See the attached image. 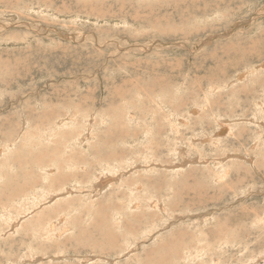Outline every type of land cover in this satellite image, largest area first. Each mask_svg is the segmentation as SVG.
I'll use <instances>...</instances> for the list:
<instances>
[{
    "label": "rangeland",
    "instance_id": "1",
    "mask_svg": "<svg viewBox=\"0 0 264 264\" xmlns=\"http://www.w3.org/2000/svg\"><path fill=\"white\" fill-rule=\"evenodd\" d=\"M0 22V264H260L264 0H0Z\"/></svg>",
    "mask_w": 264,
    "mask_h": 264
},
{
    "label": "bare ground",
    "instance_id": "2",
    "mask_svg": "<svg viewBox=\"0 0 264 264\" xmlns=\"http://www.w3.org/2000/svg\"><path fill=\"white\" fill-rule=\"evenodd\" d=\"M140 9H142V8H139L138 6H135V7H134V11H135L136 13L133 12V14H134L136 17L140 14V13H139V10H140ZM257 11H258V10H257ZM138 13H139V14H138ZM121 14H122V13H121ZM127 14H128V13H127ZM130 14L133 15L132 13H130ZM258 15H259V14H258ZM260 15H263V14H260ZM79 17H80V16H79ZM123 17H125V16H123ZM80 18H81V17H80ZM98 18H99V17H98ZM240 24H241V22H240ZM240 24H238L237 26L234 25L233 27H241ZM0 25L5 26L4 24H1V22H0ZM247 25H248V24H247ZM242 26H243V28H244V25H242ZM53 28H55V27H53ZM243 28H241V29H243ZM237 29H238V28H237ZM244 29H245V28H244ZM44 30H45V29H44ZM235 30H236V29H235ZM63 33H64V32H63ZM236 34H237V33H236ZM75 35H76V34H75ZM228 35H229V34H228ZM78 38L80 39V37H78ZM81 38H82V37H81ZM245 39H246V41H247V40H248V41H247V42H246V41H241V40L235 41V44H237V45H235V46H239V45L246 46L247 49H248V52H249V53H254L255 51L252 50L251 48H252V47H255V44H254V43H255L256 41L253 40V39H251V36H248L247 38L245 37ZM204 40H205V39H204ZM243 40H244V39H243ZM107 42H108V41H107ZM112 42H113V41H112ZM243 42H244V43H243ZM231 43H232V42H231ZM245 43H247V45H244ZM196 45H197V44H196ZM232 47H233V46H232ZM120 48H121V46H120ZM189 48H190V47H189ZM234 48H235V47H234ZM146 49H147V48H146ZM195 51H196V50H195ZM256 53H257V52H256ZM15 65H16V64H15ZM248 71L250 72V69H249ZM248 71H247V72H248ZM244 72H246V71H244ZM260 72H261V70H260ZM12 74H13V73H12ZM241 74H243V73H241ZM244 74H246V73H244ZM242 76H243V75H239V74H238L237 78H242ZM245 76H246V75H245ZM245 76H244V77H245ZM259 76H260V75H259ZM244 77H243V78H244ZM55 81H56V80H55ZM247 82H248V81H247ZM260 82H261V81H260ZM243 84H244V83H243ZM247 84H248V83H247ZM252 84H253V83H252ZM254 84H255V83H254ZM261 84H262V83H260V85H261ZM212 85H213V86L210 88V90H217V89H218L217 83H216L215 81L212 82ZM237 85H238V84H237ZM226 88H227V87H226ZM151 89H152V88H151ZM242 89H243V88H242ZM250 89H251V88H250ZM232 90H233V89H232ZM237 90L239 91V90H241V88H238V87L235 88V92H237V94H238V91H237ZM243 90H244V89H243ZM241 91H242V90H241ZM244 91H245V90H244ZM246 91H247V90H246ZM21 92H22V91H21ZM229 93H230V92H229ZM242 94H243V93H242ZM238 95H239V94H238ZM16 96H17V95H16ZM22 96H25V95H22ZM230 96H231V95H230ZM233 96H234V95H233ZM246 96H247V95H246ZM249 96H250V95H249ZM206 97H207V96H206ZM235 97H236V96H235ZM259 97H260V96H259ZM14 98H16V97H14ZM18 98H19V97H18ZM20 98H21V97H20ZM233 98H234V97H233ZM250 98H251V97H250ZM262 98H263V97H262ZM15 100H16V99H15ZM236 100H237V99H236ZM234 101H235V100H234ZM247 101H248V100H247ZM251 101H252V100H251ZM253 101H254V100H253ZM255 102H256V101H255ZM250 103H251V102H250ZM52 104H53V103H52ZM54 104H55V103H54ZM254 105H255V103H254ZM258 105H259L260 108L262 109V107H263V106H262L263 103H262V105H261V104H258ZM25 106H26V105H25ZM250 106H251V105H250ZM52 107H53V106H52ZM55 108H57V107H55ZM255 108H256V107H255ZM25 109L27 110L28 108H25ZM51 109H52V108H51ZM232 109H233V108H232ZM235 109H236V108H235ZM29 110H30V109H28L27 111H29ZM53 110H54V109H53ZM195 110H198V109H195L194 107H191V108H188V110H187L184 114H182L185 123L187 122V119H188V116L190 115V113L194 112ZM256 110L258 111V109H256ZM27 111H25V110L23 111V110H22L23 113H25V112H27ZM30 111H31V110H30ZM30 111H29V112H30ZM47 111H48V110H47ZM244 111H245V110H244ZM29 112H28V114H29ZM44 112H45V110H44ZM55 112H56V111H55ZM50 113H51V112H50ZM50 113H49V114H50ZM59 113H60V112H59ZM59 113H58V114H59ZM245 113H246V112H245ZM14 114H15V113H13V115H14ZM51 114H52V113H51ZM51 114H50V115H51ZM54 114H55V113H54ZM231 114H232V115H230V116H231V117H234L235 114H236V112H235V114H234L233 111H231ZM238 114H239V117H242V112H241V113H238ZM47 115H48V114H47ZM47 115H46V116H47ZM250 115H251V114H250ZM258 115H259V114H258ZM27 116H28V115H27ZM31 116H33V115L31 114ZM46 116H45V117H46ZM54 116H55V115H54ZM182 116H181V117H182ZM230 116H229V117H230ZM260 116H262V114H261ZM8 117H9V116H8ZM13 117H14V116H13ZM25 117H26V115H25ZM29 117H30V115L28 116V120H29ZM33 117H34V116H33ZM39 117H41V116H39ZM47 117H48V116H47ZM231 117H230V118H231ZM235 117H236V116H235ZM245 117H246V116H245ZM254 117H255V116H254ZM10 118H11V117H10ZM26 118H27V117H26ZM55 118H58V117H55ZM59 118H60V116H59ZM177 118H178V117H177ZM7 119H8V123H9V122H10V121H9V118H7ZM36 119H37V118H36ZM36 119H35V120H36ZM180 119H181V118H180ZM222 119H223V120L220 121L221 118H216V121L218 122V123H217V126H219V128H221V129L224 130V132H225V131H226V128H227V127L230 128V127L227 126V125L225 124L227 119H225V118H222ZM31 120H32V119H31ZM45 120H46V119H44V121H45ZM53 120H54V118H53ZM156 120H157V119H156ZM178 120H179V119H178ZM185 120H186V121H185ZM247 120H248V119H246V121H247ZM251 120H252V119H251ZM256 120H257V118H256ZM22 121H23V120H22ZM22 121H21V122H22ZM26 121H27V120H26ZM26 121L24 120V122H26ZM29 121H30V120H29ZM41 121H42V119H41ZM56 121H58V120H54L53 122L55 123ZM157 121H158V120H157ZM165 121H166L165 119L161 120V124H163V122H165ZM230 121H231V120H230ZM238 121H241V120H238ZM244 121H245V120H244ZM11 122L13 123V121H11ZM47 122H48V121H47ZM47 122H46V123H47ZM51 122H52V120L50 121V123H51ZM53 122H52V124H53ZM232 122H233V121H232ZM27 123H29V122H27ZM30 123H31V121H30ZM35 123H36V122H35ZM152 123H153V122H152ZM236 123H237V122H236ZM239 123H241V122H239ZM250 123H251V122H250ZM10 124H11V123H10ZM32 124H33V122H32ZM32 124H31V125H32ZM39 124H40V123H39ZM48 124H49V123H48ZM56 124H57V123H55V125H56ZM58 124H59V123H58ZM61 124H63V122H61ZM234 124H235V123H234ZM248 124H249V123H248ZM251 124H253V123H251ZM251 124H249V125H251ZM24 125H25V124H24ZM27 125H28V124H27ZM27 125H26V126H27ZM29 125H30V124H29ZM41 125H42V124H41ZM41 125H39V126L41 127ZM46 125H47V124H46ZM237 125H238V124H237ZM26 126H25V127H26ZM32 126H33V125H32ZM35 126H36V125H35ZM39 126H38V128H39ZM235 126H236V125H235ZM239 126H241V125H239ZM252 126H255V123H254V125H252ZM257 126H258V125H257ZM260 126H261V125H260ZM27 127H28V126H27ZM237 127H238V126H237ZM241 127H242V126H241ZM241 127H240V128H241ZM255 127H256V126H255ZM28 128H29V127H28ZM36 128H37V127H35L34 129L36 130ZM47 128H48V127H47ZM52 128H53V127H52ZM52 128H51V130H52ZM56 128H57V127H56ZM243 128H244V127H243ZM21 129H22V128H21ZM40 129H41V128H39L38 131L41 132ZM65 129H66V128H65ZM65 129H64V130H65ZM87 129H88V128H87ZM244 129H245V128H244ZM244 129H243V130H244ZM256 129H257V128H256ZM258 129H259V128H258ZM31 130H33V128H32ZM44 130H45V129H44ZM49 130H50V128H49ZM53 130H54V128H53ZM57 130H58V129H57ZM57 130H55V132H56ZM248 130H249V129H248ZM13 131H15V130H13ZM13 131H12V132H13ZM42 131H43V130H42ZM62 131H63V130H62ZM246 131H247V130H246ZM40 132H39V134H40ZM55 132H54V133H55ZM57 132H58V131H57ZM242 132H243V131H242ZM256 132L258 133L259 131L256 130ZM18 133H19V132H18ZM29 133H30V132H29ZM54 133H53V136H54ZM61 133H63V132H61ZM69 133H71V132H69ZM248 133H249V132H248ZM252 133H253V132H252ZM39 134L37 133V135H39ZM42 134H43V133H42ZM59 134H60V132L58 133V135H59ZM81 134H82V133H81ZM215 134H216V133H215ZM215 134H214V135H215ZM224 134H225V133H224ZM231 134H232V133H231ZM263 134H264V133H263ZM10 135H11V134H10ZM45 135H46V134H45ZM55 135H57V134H55ZM72 135H73V133H72ZM121 135H122V134H121ZM242 135H244V134H242ZM251 135H252V134H251ZM68 136L70 137L69 134H68ZM78 136H80V135H78ZM87 136H88V135H87ZM232 136H234V135H232ZM245 136H246V134H245ZM248 136H249V135H248ZM83 137H84V136H83ZM243 137H244V136H243ZM246 137H247V136H246ZM250 137L253 138L252 136H250ZM122 138H123V137H122ZM210 138H211V137H210ZM210 138H209V139H210ZM231 138H232V137H231ZM234 138H235V136H234ZM13 139H14V138H13ZM51 139H52V138H51ZM77 139H79V140H80V143H82L84 138H82V137H77ZM236 139H237V138H236ZM247 139H248V138H247ZM11 140H12V139H11ZM54 140L56 141V139H54ZM54 140H53V141H54ZM249 140H251V139H249ZM53 141H52V142H53ZM76 141H77V140H76ZM205 141H206V140H205ZM238 141H239V140H238ZM238 141H237V143H238ZM59 142H60V141H59ZM231 142H232V139H231ZM233 142H234V141H233ZM50 143H51V142H50ZM56 143H58V141H57ZM9 144L11 145V143H9ZM53 144H54V143H53ZM233 144H234V143H233ZM239 144H240V143H239ZM253 144H254V143H253ZM55 145H56V144H55ZM59 145H60V144H59ZM240 145H241V144H240ZM240 145H239V146H240ZM40 146H41V145H40ZM46 146H47V145H46ZM46 146L44 145V147H43L45 150H46V148H45ZM48 146H49V145H48ZM60 146H61V145H60ZM60 146H59V147H60ZM253 146H254V145H253ZM56 147H57V146H56ZM244 147H245V145H244ZM246 147H247V146H246ZM260 147H261V146H260ZM41 148H42V147H41ZM49 148H50V146L48 147V151H49ZM51 148H53V147L51 146ZM236 148H237V147H236ZM251 148H252V147H251ZM56 149H57V148H56ZM235 150H236V149H235ZM235 150H234V151H235ZM242 150H243V149H242ZM242 150H240V151H242ZM244 150H245V149H244ZM246 150H247V149H246ZM55 151H57V150H55ZM175 151H176V150H175ZM232 151H233V150H232ZM0 152H1V151H0ZM43 152H44V151H43ZM51 152H52V151H51ZM58 152H59V153H62L63 151H61V149H58ZM247 152H248V151H247ZM48 153H50V151H49ZM54 153L56 154V152H54ZM59 153H58V154H59ZM235 153H236V152H235ZM245 153H246V152H245ZM42 154H43V153H42ZM51 154H52V153H51ZM62 154H63V153H62ZM62 154H61V155H62ZM118 154H119V153L115 154L114 156H116V155L118 156ZM233 154H234V153H233ZM233 154H232V155H233ZM246 154H247V153H246ZM255 154H256V153H255ZM2 155H3V154H2ZM40 155H41V154H40ZM40 155H39V156H40ZM46 155H47V154H46ZM48 155H49V154H48ZM53 155H54V154H53ZM138 155H139V154H138ZM49 156H51V155H49ZM49 156H48V157H49ZM59 156H60V155H59ZM59 156H57V154H56V158L58 157V159H60ZM64 156H65V155H64ZM112 156H113L112 154H111L110 156H108V159H112ZM114 156H113V157H114ZM230 156H231V155H230ZM234 156H235V155H234ZM238 156H239V154H238ZM60 157L62 158L63 156H60ZM68 157H69V156H68ZM180 157H181V158L183 157L182 154L180 155ZM31 158H32V157H31ZM37 158H38V157H37ZM54 158H55V157H54ZM54 158H52V159L54 160ZM69 158H70V157H69ZM226 158H229V157L226 156ZM40 159H41V158H40ZM47 159H48V158H47ZM58 159H57V160H58ZM64 159L67 160L66 157H64ZM229 159H230V158H229ZM233 159H234V158H233ZM250 159H253V158L250 157ZM14 160H15V159H14ZM16 160H18L17 157H16ZM33 160H34V159H33ZM44 160H45V159H44ZM60 160H61V159H60ZM101 160H102V157H101ZM180 160H182V159H180ZM185 160H186V159H185ZM185 160L183 159V161H181V162H184ZM240 160H241V159H240ZM45 161H46V160H45ZM50 161H52V160H50ZM69 161H70V160H69ZM69 161H68V160H67V161H64V162L62 161V163L69 162ZM190 161H191V160H190ZM228 161H229V160H228ZM235 161H236V160H235ZM245 161H246V160H245ZM58 162H60V161H58ZM72 162H73V160H72ZM72 162H70V164H73L75 161H74L73 163H72ZM187 162H188V161H187ZM187 162H185V163H187ZM229 162H230V161H229ZM238 162H239V161H238ZM241 162H242V161H241ZM75 163H76V162H75ZM15 164H16V163H15ZM59 164H60V163H59ZM68 164H69V163H68ZM151 164H152V163H151ZM151 164H150V165H151ZM177 164H178V163H177ZM183 164H184V163H183ZM183 164H182V165H183ZM40 165H41V164H40ZM62 165H64V164H60L61 167H62ZM66 165H67V164H66ZM228 165H229V164H228ZM231 165H232V164H231ZM234 165H235V163H234ZM236 165H237V164H236ZM239 165H241V164H239ZM46 166H47V165H46ZM51 166H52V165H51ZM64 166H65V165H64ZM70 166H72V165H70ZM42 168H43V166H42ZM44 168H45V167H44ZM44 168H43V171H44ZM47 168H49V166H48ZM52 169H53V168H52ZM52 169H51L50 171L45 170V172H46V171H47V172H53L54 170L52 171ZM61 169H63V167H62ZM243 169H244V168H243ZM262 170H263V169H262ZM64 171H65V170H64ZM64 171H63V172H64ZM33 172H34V171H33ZM188 173H189V172H188ZM248 173H250V172H248ZM30 174L32 175V173H30ZM33 174H34V173H33ZM36 175H37V174H36ZM97 175L99 176V177H98L99 180H96V182L99 184V187H100V188H104V186H105L107 183H109L111 179H114V178H111V179H110L111 176H108V172H107V171H104V170H101V169H100V170H99V169L97 170ZM62 176H63V175H62ZM106 176H108L109 180L106 179V178H103V177H106ZM165 176H166V175H165ZM38 177H39V176H38ZM221 177H222V176H221ZM63 178H64V177H63ZM66 178H67V177H66ZM250 178H251V177H250ZM30 179H32V176H31ZM59 179H60V178H59ZM59 179H58V180H59ZM61 179H62V178H61ZM64 179H65V178H64ZM64 179H63V181H64ZM103 179H105L106 181H103ZM32 180H33V179H32ZM34 181H35V180H34ZM37 182H38V180H37ZM26 183H28V181H27ZM30 183H32V182L30 181ZM64 183H65V182H64ZM66 184H67V183H66ZM238 184H239V183H238ZM35 185H36V183H35ZM54 185H55V183L53 184V186H54ZM57 185H58V184H57ZM59 185H60V184H59ZM61 185H63V186H61L62 189H63V187L65 186V184H61ZM193 185H194V184H193ZM30 186H31V185H30ZM53 186H52V187H53ZM196 186H200V185H196ZM227 186H228V185H227ZM28 187H29V186H28ZM61 187H60V188H61ZM65 187H66V186H65ZM65 187H64V190H67V189H65ZM188 188H189V187H188ZM204 188H205V187H204ZM19 189H21V188H19ZM68 189H69V188H68ZM249 189H250V188H249ZM24 190L26 191V189H24ZM27 190H28V189H27ZM56 190H57L58 192H59V190H60V192H61V189H59V190L56 189ZM56 190H55V192H56ZM100 190H101V189H100ZM19 191H20V190H19ZM67 191L70 192V191H72V190L70 189V190H67ZM73 191H74V190H73ZM14 192H15V191H14ZM23 192H24V191H23ZM23 192H22V194H23ZM214 192H215V191H214ZM257 192H258V191H257ZM24 193H25V192H24ZM52 193H53V192H52ZM62 193L65 194V191L62 192ZM10 194H12V193H10ZM10 194H9V195H10ZM22 194H20V195L22 196ZM50 194H51V193H50ZM50 194H47V195H50ZM64 194H63V195H64ZM12 195H13V194H12ZM51 195H52V194H51ZM61 195H62V194H59V195L56 194V196H59V197H61ZM68 195H69V194H68ZM68 195L65 194V195L62 196L61 198L66 197V196H68ZM10 196H11V195H10ZM13 196H14V195H13ZM15 196H16V195H15ZM54 196H55V195H54ZM54 196H53V197H54ZM191 196H192V195H191ZM19 197H20V196H19ZM218 197H219V196H218ZM51 198H52V197H50V199H51ZM242 199H243V198H242ZM54 200H55V199H54ZM237 200H238V199H237ZM241 201H243V200H241ZM237 202H238V201H236V203H237ZM225 203H226V202H225ZM242 205H244V204H242ZM133 206H134V205H133ZM153 206H154V205H153ZM160 206H161V205H160ZM229 206H230V205H229ZM249 206H250V205H249ZM30 207H31V206H30ZM163 209H164V208H163ZM29 210H30V208H29ZM251 210H252V209H251ZM222 212H223V211H222ZM20 213H21V212H20ZM205 214H206V212H205ZM235 214H236V213H235ZM202 215H203V214H202ZM18 216H19V215H18ZM18 216H17V217H18ZM21 216H22V215H20V217H21ZM243 218H244V217H243ZM202 220H203V219H202ZM229 220H230V219H229ZM220 221H221V220H220ZM218 222H219V221H218ZM238 222H239V221H238ZM15 223H16V221H14V224H15ZM167 224H168V223H167ZM168 225H169V224H168ZM170 225H171V224H170ZM12 226H13V225H12ZM52 226H54V225H52ZM158 226H159V225H158ZM13 227H14V226H13ZM13 227H11V229H12ZM53 228H54V227H52L50 231H52ZM63 229H64V228H63ZM66 229H67V228H66ZM64 230H65V229H64ZM160 230H161V229H160ZM160 230H159V231H160ZM14 231H15V230H14ZM58 234H59V233H58ZM154 234H155V233H154ZM178 234H179V233H178ZM144 236H145V235H144ZM144 236H142V237H144ZM52 237H53V236H51L50 238H52ZM147 238H148V239H149V238H154V236H153V234H149V235L147 236ZM43 240H44V239H43ZM70 240H71V239H66V238H65L64 241H63V244H64L65 246H67L66 243L69 242ZM45 241H46V240H45ZM47 241H48V240H47ZM49 241H50V240H49ZM134 241H136V240H134ZM50 242H51V241H50ZM57 242L59 243V242H61V241H57ZM136 242H137V241H136ZM136 242H135V243H136ZM47 243H48V242H47ZM47 243H46V245H45V243H44L43 246H47ZM132 243H133V242H131V244H132ZM143 243H145V241H143L141 244H143ZM178 243H179V241H178ZM187 243H188V242H187ZM131 244H130V245H131ZM136 244L138 245V242H137ZM128 245H129V244H128ZM132 245H133V244H132ZM133 246H134V245H133ZM133 246H132V247H133ZM130 247H131V246L127 247L128 249H122V251H121V255H127V254H129L130 252H132L133 249H135V248L133 247V249L131 250ZM136 247H138V246H136ZM42 248L45 249V247H42ZM47 248H48V247H47ZM50 249H51V248H50ZM136 249H137V248H136ZM47 250L49 251V248H48ZM53 250H54V248H53ZM54 252H55V251H54ZM156 252H157V251H156ZM158 252H159V250H158ZM50 253H51V252H50ZM50 253H46V254H44L45 257H48V258H50V259H55V260H57V259L59 260V258H68V257H72V256H78V257H81V256H82V255L80 256L79 254L76 255V254H74V253H73V254H70L69 251L63 252V253L60 254V255H55V254L50 255ZM199 253H200V252H199ZM223 253H224V252H223ZM226 253H227V252H226ZM167 254L169 255L170 253H167ZM28 255H29V254H28ZM39 255H40V254H39ZM88 255H89V254H88ZM29 256H30V255H29ZM32 256H33V255H32ZM32 256H31V257H32ZM45 257H44V258H45ZM83 257H84V256H83ZM40 258H41V256H40ZM40 258H37V259H35V258H33V259H32V258H31V259H30V258H27V260H25V261H28L29 263H34V262H36V261H39L38 259H40ZM45 259H46V258H45ZM89 259H92V258H86V259H84L85 261L83 260V263H85V262L88 263V262H89V261H88ZM186 259H187V258H186ZM108 260H110L111 262L113 261V260L110 259V258H109ZM41 261H43V260L41 259ZM257 261L260 262V264H264V252L260 254V256H259V260H257ZM13 262H14V260H13ZM17 262H18L19 264L21 263V261H17ZM113 262H114V261H113ZM113 262H112V264H114ZM11 263H12V261L10 262V264H11ZM18 263H17V264H18ZM23 263H25V262L23 261L22 264H23ZM255 263H256V261L254 262V264H255ZM81 264H82V263H81Z\"/></svg>",
    "mask_w": 264,
    "mask_h": 264
}]
</instances>
